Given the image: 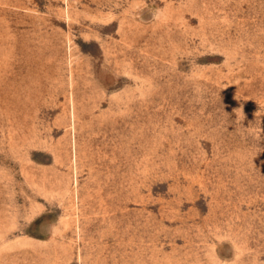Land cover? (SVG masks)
<instances>
[{
    "label": "rangeland",
    "instance_id": "374dc122",
    "mask_svg": "<svg viewBox=\"0 0 264 264\" xmlns=\"http://www.w3.org/2000/svg\"><path fill=\"white\" fill-rule=\"evenodd\" d=\"M0 264H264V0H0Z\"/></svg>",
    "mask_w": 264,
    "mask_h": 264
}]
</instances>
